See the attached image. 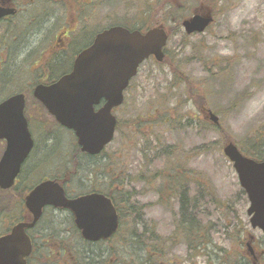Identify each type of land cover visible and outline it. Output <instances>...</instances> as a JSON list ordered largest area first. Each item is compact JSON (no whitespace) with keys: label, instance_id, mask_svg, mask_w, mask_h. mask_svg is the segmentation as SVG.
I'll list each match as a JSON object with an SVG mask.
<instances>
[{"label":"rangeland","instance_id":"rangeland-1","mask_svg":"<svg viewBox=\"0 0 264 264\" xmlns=\"http://www.w3.org/2000/svg\"><path fill=\"white\" fill-rule=\"evenodd\" d=\"M85 1L87 4L82 5L83 10L92 15L88 21L85 19L79 24L74 12L77 6L66 10L58 7L59 19L46 25L47 40L43 46L46 52L58 35L61 36L60 30L69 26L64 25V21L68 24L75 20L71 17L72 12L76 18L73 27L78 25L79 30H84L87 24L89 26L87 33L77 37L73 46L75 50L87 43L91 35L94 37L111 26L134 28L138 23H145L144 15L149 17V24L167 21L165 27L170 35L165 48L169 62H158L152 57L142 64L125 91L123 105L115 112L118 129L114 140L104 150L110 161L111 177H126L127 190L135 194L131 202L146 205L132 222L127 219L129 212L126 213L127 231L136 229V236L145 240L155 228L156 237H161L159 243L164 246H160L162 252L156 256L153 248L126 242L125 250L111 256L110 264H144L146 254L151 252L153 264H216L217 247L227 246L223 237L225 231L234 230L238 220L244 222L241 225L244 229L257 237L262 235V231L251 226L247 214L250 201L232 162L224 154L223 136H230L243 152L255 150L251 153L264 159V0H217L215 6H209L214 22L205 32L194 34H187L183 25L179 27L174 20L178 17L182 21L191 16L201 2L210 1L80 0ZM2 29L3 25H0V37ZM68 62L64 57V62L56 70L63 71ZM3 76L12 79L7 69ZM8 89L3 88V93ZM199 95L219 116L222 131L213 127L209 130L198 128L206 119L195 103ZM43 122L50 126L47 129L42 126L45 131L42 135L35 133L37 142L44 137L51 138L50 142L47 140L48 145L41 143L34 154L33 163L36 161L37 165L33 168L37 169L31 177L35 180L30 184L32 186L39 182L40 176H47L50 172L51 166H46L51 162L49 156L52 157L51 163L55 164L62 153L60 174L63 175L68 168L69 154L76 148L73 132L57 127L52 120ZM2 154L0 148V158ZM169 166L187 172V184L178 188V199L167 194L161 196L157 191L162 183L158 175L162 171L169 173ZM197 180L202 186L197 185ZM75 182L79 184V180L74 179L72 187L81 192ZM164 183L166 186V179ZM196 196L200 197L199 204L188 214L196 217V226H202L200 249L192 247L189 244L191 238L183 233L186 230L183 225L189 224L191 216L181 213L186 205L183 198ZM160 197L164 203L158 201ZM18 198V190L0 189V233L12 225L10 223L16 215L13 216L11 211L17 209ZM165 200L168 201L165 203ZM187 205H190L189 201ZM56 215L65 218L67 214ZM182 222L185 224L181 225ZM226 224L229 226L225 227ZM207 241L211 242L208 246ZM147 242L154 245V235ZM85 249L87 245L83 244L77 249L74 247L72 254L62 253L63 249L53 246L39 249L31 264H39L41 254L43 264H81L72 256L76 257Z\"/></svg>","mask_w":264,"mask_h":264},{"label":"water","instance_id":"water-1","mask_svg":"<svg viewBox=\"0 0 264 264\" xmlns=\"http://www.w3.org/2000/svg\"><path fill=\"white\" fill-rule=\"evenodd\" d=\"M7 13V9L0 8V18ZM213 21L212 9L199 7L182 25L187 34L201 33ZM168 39L163 25L146 31L111 26L99 32L93 43L77 55L71 72L52 84L38 85L34 95L59 123L74 130L83 152L99 154L115 137L118 119L113 109L124 102L125 90L145 60L151 56L159 62L165 59ZM103 99L104 105L96 110ZM23 103L24 96L17 94L0 105V138L7 140L0 160L1 189L13 187L33 147ZM207 117L220 124L219 116L211 109ZM223 151L250 201L247 213L252 227L264 232V160L245 155L233 141L226 143ZM25 205L30 218L0 236V264H27L33 249L27 229L39 221L47 205L69 209L82 236L89 241L107 239L119 228V214L112 199L102 193L68 197L63 181L57 179H46L32 188L25 196ZM248 247L252 249L250 242Z\"/></svg>","mask_w":264,"mask_h":264},{"label":"flooded vegetation","instance_id":"flooded-vegetation-1","mask_svg":"<svg viewBox=\"0 0 264 264\" xmlns=\"http://www.w3.org/2000/svg\"><path fill=\"white\" fill-rule=\"evenodd\" d=\"M83 4H87V1L0 0V8L9 11V13L0 18V25H3L1 32L2 37H0V105L7 99L17 94H22L24 96L23 115L27 121L28 130L33 138V147L21 165V170L15 180L13 191L18 190L17 186H20V184L24 185L35 181L31 179L33 172L37 169L33 168L37 165L36 161L33 163L34 154L39 150L41 143L48 145L47 137H44L42 141L38 142L35 137L36 132L42 135V132H45L44 129L48 128L47 124L43 121L52 120L58 127H61L56 118L48 112L44 103L34 95L35 88L40 84H52L61 76L70 72L79 52L90 45L94 40V37L91 35L87 43L82 45L83 47L79 51L71 55L74 43L78 39L77 37L87 33L89 28L88 24L84 30H82V28L79 30L78 25L76 27L72 26L76 20L73 14L74 12L77 13L76 17L78 19V24L79 22H84L85 19L88 21L91 18L92 13H90L89 16L88 12L83 10ZM202 5L204 4L202 3L201 6ZM75 6H77V9L71 14V17H74L75 20H73L72 23L68 22V24L64 21V25L69 26H64L65 28L60 30L59 33L61 36L58 35L56 42L49 46L48 52H46V48H43V46L47 40V23L49 21L52 23L59 19V9L64 8L66 10L69 7L73 8ZM57 25L58 24L53 28ZM62 38H64V40ZM36 55L39 57L37 58ZM64 57L69 60V62L66 71L62 74L63 71L56 70V68L64 62ZM19 59L21 62H18ZM5 69L12 74V79L4 78L3 73ZM53 72H59V74H61L59 76H51ZM3 88L9 89L6 93H3ZM104 103L105 100L103 99L99 105L95 106V109L98 110ZM121 106L122 105L114 108L113 112L115 113ZM13 112L14 109L12 110V114ZM12 114H9L8 117L12 118ZM42 126L44 128L43 130ZM53 140L54 142L57 141L55 137H53ZM0 148H2L4 154L7 148L6 139L0 138ZM81 152L82 154L78 155L77 160L71 159L75 156L74 153H76V150L69 154L67 163L68 168L63 174L66 175V178L61 180L63 181L66 195L71 198L90 193H102L106 195L112 199L119 214V228L113 236L107 239L89 241L82 237L79 228L75 224L74 215L69 209L47 205L44 207L39 221L33 227L27 229V233L33 245L32 252L27 258V264L32 263V258L39 249H47L52 246L55 247V249H62L65 247L66 252L70 251L72 253L73 248L75 247L77 249L79 244L87 245V249H85L86 251L81 250L80 254L78 253L76 257L72 256L77 263L110 264L112 261L111 256L116 252H120L121 249L125 250L127 246L128 231L125 223V216L128 207L127 198L129 191L126 188V177H119L118 179L111 177L110 161L106 159L104 151L95 155L83 151ZM49 157L52 162V157ZM61 159L62 153L57 163H46V166H51V170L47 176H45V174L40 176L37 179L39 180L37 184L46 179L59 178L58 176L61 175L60 168L63 167L62 163H60ZM87 159L88 161H86ZM74 179L79 180V184L77 182L75 183H77L78 189H81V192L72 187ZM116 197L118 198V202H116ZM23 211L28 217L31 216L25 203H23ZM49 212H53L54 214L50 215ZM187 212L188 210H181V213ZM56 213H66L67 215L65 218H62V215H56ZM178 227L181 228L180 226ZM11 229L12 227L6 232H9ZM241 229L244 230V234L241 236L237 235L236 229L234 230V240L230 239L229 235L224 234V240L228 244L225 248L223 244L217 247L216 264H264V232H262L261 236L257 237L249 230H245L244 227ZM257 229L261 231V229ZM78 232L82 240L81 238L78 240ZM130 232L136 233L138 230L133 229ZM68 234L70 236H68ZM156 236L155 232L154 253L158 256L157 253L162 252L159 251L161 250L160 246L163 247L164 244H160L161 237ZM50 237L52 238L48 240ZM239 237L242 238V241L237 240ZM199 239L200 241L202 240L201 234ZM249 242L252 246L251 250L248 247ZM50 244H52V246H50ZM62 253H65V251L63 250ZM57 254L59 256L58 252ZM43 257V254L38 257L39 264L44 263L42 261Z\"/></svg>","mask_w":264,"mask_h":264},{"label":"trees","instance_id":"trees-1","mask_svg":"<svg viewBox=\"0 0 264 264\" xmlns=\"http://www.w3.org/2000/svg\"><path fill=\"white\" fill-rule=\"evenodd\" d=\"M207 1H210V2L206 3L207 6H215L218 3L217 0H207ZM143 18H144V20L146 19V22L145 23H141V24L138 23L136 26H134V28H138L140 30H147V29H149L150 27H153V26H157V25H164L165 26L167 24V21H165V20H161V21H157V22H154V23L149 24L147 22V19H149V17L144 15ZM174 21L176 22V24L179 27L182 25L181 18L176 17V19ZM164 62H169L168 59H167V55H166V58H165ZM170 65H173V63L170 64ZM65 71H66V69L63 70L62 74ZM176 71H178V70H176ZM60 74H59V72L58 73L53 72L51 74V76H53V75L59 76ZM195 103H196V106H197L199 112L203 113L204 115H207V111H208L209 108L206 106L205 99L201 95H199V98H198V100H196ZM177 106L179 107V105H177ZM206 119L201 121L202 123L198 127L200 130H202V129L209 130V129H212L211 127H213L217 131H219V130L222 131V125H221V123L219 125H216V124H214L211 121L206 120ZM193 120H188V122H191ZM209 122L211 124H209ZM223 137H224V140H223L224 145L227 142L232 141V139L230 138V136H227L226 135V136H223ZM75 146H76V149H75L76 150V153H74L75 156L73 158H71V159L77 160L78 159V155L79 154H82V152H81V150H80V148H79V146L77 144H75ZM253 151H255V150L245 151L244 153L246 155L252 157V158L257 159V160H262L263 159L260 156H258L257 154L251 153ZM168 169L170 170L169 173L165 174V172L162 171L158 175V177L161 179V182L162 183H160V185L158 186L157 191L159 192V194L161 196L167 194V195L170 196V198L175 197V198L178 199V197H179L178 188H182V187L184 188V187H186L185 185L187 184V181H185V179H187V177H188L187 176V172H184V169H182V171H179L178 170V167H174V166H169ZM182 174H184V177H182ZM58 177L61 178V179H65L66 178V175H60ZM143 177L144 176H142L140 179H142ZM164 179H166V181H167V185L166 186H165V183H164ZM34 182H32V183H34ZM149 182H151V179L149 180ZM32 183L24 184L23 187H20L19 185L17 186L18 187L17 188L18 189V194H19V198L17 199V203H16L17 209L15 211L14 210H12V211L10 210L13 213V216L16 215V217L13 218V221L10 223V225L11 224L13 225L15 222H17L18 220H20L21 218H23L22 217L23 214H24V211H23V198H24L25 194L27 193V191L32 187V185H30ZM197 185L198 186H202V183H201L200 180H197ZM12 190H14V189H12ZM134 195H135L134 192H129L128 193V198H127L128 207H127V210L126 211H127V213L129 212V217L127 219L128 220H131V222L133 221V219L135 217L139 216L142 213L143 209L146 208L145 207L146 205L145 206H142V205L134 204V202H131ZM199 195H201L200 192H199ZM180 196L182 197V195H180ZM199 198H200L199 196H196L194 198H187V197L186 198H183V199H185V203H186V205L184 207L182 206L183 209H185L186 211L188 210V212H191V211L194 212L195 211V208H196V204H199V201H200ZM211 198H213V197L211 196ZM158 201L160 203H164L163 197H160V200H158ZM167 201L168 200H165V203ZM187 201L190 202V205H187ZM116 202H118V198L117 197H116ZM189 208H191V210ZM188 212L187 213H182L183 216L189 215ZM189 216H191V219L189 221V224L183 225L185 223H183V222L181 223V225L185 226V229H186L185 231H183V233L185 235H187L188 238L189 237L191 238V241H190L189 244L192 247H194L196 249H200V245L199 244H202V242L199 239V235H200V233L202 231V226L201 225L196 226V224H197L196 217L192 216L191 213H190ZM237 217H239V216H237ZM0 221H1V219H0ZM133 224H131V225H133ZM243 224H244V222H242L241 220H238L236 222V224L234 225V230L235 229L237 230L236 233H237L238 236H241V235L244 234L243 233L244 230L241 229L242 228L241 225H243ZM228 226H229L228 224L225 225V227H228ZM234 230H229V231L226 230L225 231V234L229 235L230 239H232V240H234V237H233V235L235 234L234 233ZM150 233L152 235L147 236V238L144 240L142 238L137 237L136 236L137 233L129 232L128 231V233H127V235H128V237H127V244L128 245H132L134 243H139L143 247H147L148 249L149 248H153L154 249V245L153 244H149V242H147V240L148 239L152 240V237H153L155 231L154 230H151ZM196 234H197V237H196ZM51 238L52 237L48 238V240H50ZM80 238H81V236H80V233L78 232V240ZM81 240H82V238H81ZM237 240L238 241H242V238L239 237V239H237ZM193 243H195V244H193ZM209 244H211V242H208L207 241L206 246H208ZM62 249L66 252L65 247H63ZM68 253L70 254L71 252L69 251ZM78 253L80 254V252H78ZM143 263L144 264H153V255H152V252L149 255L146 254L145 260L143 261Z\"/></svg>","mask_w":264,"mask_h":264}]
</instances>
